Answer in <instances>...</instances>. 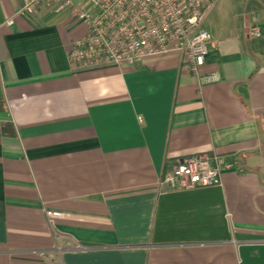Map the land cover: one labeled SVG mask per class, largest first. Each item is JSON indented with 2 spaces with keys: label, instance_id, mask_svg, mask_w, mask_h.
<instances>
[{
  "label": "crops",
  "instance_id": "0c3cea01",
  "mask_svg": "<svg viewBox=\"0 0 264 264\" xmlns=\"http://www.w3.org/2000/svg\"><path fill=\"white\" fill-rule=\"evenodd\" d=\"M21 1L0 0V264H264V0L216 2L199 75L175 52L72 65L85 24ZM197 153L219 183L163 180Z\"/></svg>",
  "mask_w": 264,
  "mask_h": 264
},
{
  "label": "built area",
  "instance_id": "2783aa9c",
  "mask_svg": "<svg viewBox=\"0 0 264 264\" xmlns=\"http://www.w3.org/2000/svg\"><path fill=\"white\" fill-rule=\"evenodd\" d=\"M217 1L22 0L17 14L30 16L40 8L52 13L67 10L71 19L85 24V35L68 49L72 65L120 64L175 52L199 75L212 40L203 22ZM12 21L9 18L6 22ZM163 180L173 187L217 184L221 180L220 159L206 153L178 158ZM46 215L52 221L58 213L47 210Z\"/></svg>",
  "mask_w": 264,
  "mask_h": 264
}]
</instances>
